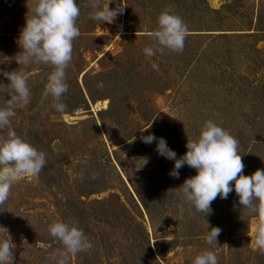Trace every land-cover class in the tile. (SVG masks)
Wrapping results in <instances>:
<instances>
[{
    "label": "rangeland",
    "instance_id": "1",
    "mask_svg": "<svg viewBox=\"0 0 264 264\" xmlns=\"http://www.w3.org/2000/svg\"><path fill=\"white\" fill-rule=\"evenodd\" d=\"M75 2L81 35L60 113L45 92L52 69L14 60L33 0H0V73L26 71L31 92L11 127L47 161L0 205L12 264H53L60 245L47 228L54 220L74 223L93 244L70 264H192L204 250L218 264H263L251 243L257 220L235 191L218 196L208 215L189 210L175 189L195 170L185 165L173 178L174 161L142 137L163 138L179 159L187 138L212 120L238 140L243 175L264 169V0H103L110 10L124 6L111 24L89 18L88 0ZM165 8L189 29L184 50L147 57L146 34ZM8 83L0 75V107L10 99ZM212 227L221 229L217 246L205 240Z\"/></svg>",
    "mask_w": 264,
    "mask_h": 264
},
{
    "label": "clouds",
    "instance_id": "2",
    "mask_svg": "<svg viewBox=\"0 0 264 264\" xmlns=\"http://www.w3.org/2000/svg\"><path fill=\"white\" fill-rule=\"evenodd\" d=\"M108 5L103 0H88L89 18L113 23L123 13L124 6L119 5L110 10ZM80 13L81 9L75 0H33L17 41L21 51L15 55L14 60L19 66L41 64L52 69L47 76L45 92L52 98V107L60 113H64L67 108L62 102V96L68 91L66 69L72 61L73 42L81 35L77 27ZM156 24V29L146 34L150 45L143 49L144 54L155 57L158 54L164 56L168 53H182L189 33L182 18L171 8H165L158 15ZM151 67L160 71L159 65L154 61L151 62ZM0 75L9 81L3 87L10 97L5 101V106L0 107V132L7 129L6 135L0 134V205H3L8 200L13 185L25 178L37 177L47 161L44 152L20 138L11 127L16 107L27 105L30 101L28 73L16 70ZM142 142H155L157 153L174 161V168L169 173L173 178H179V170L185 165L195 170L196 175L185 179L175 189L183 195L189 210L208 215L211 203L218 196L226 199L234 190L243 210L257 220L253 226L251 243L264 253V169L256 170L251 176L243 175L245 165L238 152L236 138L212 120H207L198 134L187 138V151L179 159L163 138L150 134L143 136ZM143 160L146 164L147 160ZM233 184L234 188L231 186ZM0 231L6 234V238L0 240V264H12L14 244L7 229L0 227ZM47 231L60 245L51 257L53 264H70L72 256L88 252L93 247L83 230L74 223L54 220L48 225ZM220 234L221 229L218 227L207 230L206 243L217 246ZM192 264H218L217 255L211 250L201 251Z\"/></svg>",
    "mask_w": 264,
    "mask_h": 264
},
{
    "label": "trees",
    "instance_id": "3",
    "mask_svg": "<svg viewBox=\"0 0 264 264\" xmlns=\"http://www.w3.org/2000/svg\"><path fill=\"white\" fill-rule=\"evenodd\" d=\"M263 262V261H262ZM263 264H264V262H263Z\"/></svg>",
    "mask_w": 264,
    "mask_h": 264
}]
</instances>
